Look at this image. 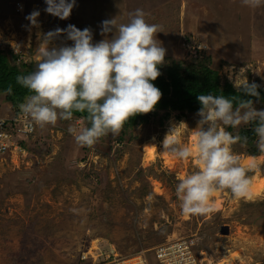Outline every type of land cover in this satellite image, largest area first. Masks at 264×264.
Returning a JSON list of instances; mask_svg holds the SVG:
<instances>
[{
	"label": "rangeland",
	"instance_id": "374dc122",
	"mask_svg": "<svg viewBox=\"0 0 264 264\" xmlns=\"http://www.w3.org/2000/svg\"><path fill=\"white\" fill-rule=\"evenodd\" d=\"M46 7L45 0H0V50L11 65L20 59L37 62L39 34L74 25L91 29L97 43L114 35V30L101 35L103 21L127 23L129 13L142 9L147 23L160 26L156 38L166 49L163 69L191 55L187 35L193 34L201 43L192 48L214 57L213 68L222 83L239 76V82L264 86V5L250 8L241 0H76L65 20L47 13ZM34 10L40 13L38 27L26 19ZM72 44L61 35L49 47ZM5 98L0 94V116L10 121L16 111ZM254 107L262 110L264 104L256 102ZM199 119L197 113L183 123L171 118L164 131L156 124L138 123L124 136V144L109 134L89 151L81 147L88 154L78 160L79 145L68 128L82 129L89 123L73 117L42 132L52 141V154L41 158L16 150L0 156V264H159L157 247L186 237L193 238L194 250L206 251L213 264L234 250L240 251L239 264H264V193L243 200L220 190L214 194L216 211L211 215L182 213L175 192L178 172L186 176L199 169L194 157L181 160L170 153L175 164H166L162 142L177 126L185 146L194 149L192 130ZM254 124L221 127L242 137ZM148 142L157 147L152 161L144 149ZM249 148L243 142L232 145L242 166L249 165L247 157L255 158L258 170L248 175L258 183L264 179V153L252 155ZM60 156L73 169L67 170ZM16 177L33 182L32 194L15 190Z\"/></svg>",
	"mask_w": 264,
	"mask_h": 264
},
{
	"label": "clouds",
	"instance_id": "9594fccd",
	"mask_svg": "<svg viewBox=\"0 0 264 264\" xmlns=\"http://www.w3.org/2000/svg\"><path fill=\"white\" fill-rule=\"evenodd\" d=\"M45 2L47 13L65 20L76 0ZM241 2L250 8L264 5V0ZM39 15L34 10L26 19L38 27ZM145 16L142 9H136L129 13L127 23H117L116 18L103 21L101 35L113 30L114 35L97 43H93L91 29L80 30L74 25L39 34L42 39L37 49L36 70L16 77L19 85L34 93L13 114L14 118L24 114L36 126L29 136H36L38 127L56 126L61 120L71 121L74 112H86L91 126L78 129L70 125L68 131L77 145L92 149L109 134L118 136L132 117L155 110L162 92L152 81L161 75L159 66L165 63L166 49L156 38L160 26L147 23ZM61 35H66L73 44L50 48ZM229 79L232 80L231 75ZM233 84L238 91L259 100L260 85L247 80L239 82V76ZM11 93V86L0 91L6 97L5 102ZM197 99L202 107L197 113L200 117L197 128L192 130L194 151L185 146L177 126L169 130L162 144L164 152L178 159H196L199 170L180 179L175 192L185 216L202 217L216 211L213 197L217 191L229 190L238 199L252 198V179L248 173L258 170V165L253 162L242 166L232 150V145L238 142L247 144L248 137L234 136L221 125L239 128L255 123L256 147L264 153V110H257L251 99L212 94H201Z\"/></svg>",
	"mask_w": 264,
	"mask_h": 264
},
{
	"label": "trees",
	"instance_id": "16d2710c",
	"mask_svg": "<svg viewBox=\"0 0 264 264\" xmlns=\"http://www.w3.org/2000/svg\"><path fill=\"white\" fill-rule=\"evenodd\" d=\"M102 19L103 17L101 18V21ZM96 38V36H93V41ZM187 42L189 45H192V48L194 45L200 44L201 40L193 34H188ZM191 48V51L189 52L191 55L186 56V59H182L177 62L171 61L169 64H165V69L159 66L161 75L155 81H152V83L161 90V100L158 102L153 112L148 114H138L135 117H132L125 124L121 134L116 137L118 144H124V136H126L127 132H129L138 123H143L145 125L156 124V128L159 127L162 131H164L165 123H167L171 118L176 119L178 123L187 121L190 114L198 113L199 109L202 107L201 103L197 99L198 95L201 94H212L214 96L222 95L228 99L233 97L245 100L251 99L254 103L263 102L264 104V86L256 83L260 85L257 89L260 93V98L257 100L256 97H251L243 91H238L230 81L222 83L219 70L213 68L214 57L212 55H207L208 51H203L201 48ZM15 58L17 59L18 57L16 56ZM28 61L20 59L11 65L8 61L7 54L1 52L0 50V91H4L11 86L12 93L9 94V98L6 102L11 104L17 113L20 111L19 105L24 103L28 96L34 94L16 82L17 76H27L36 70L37 62L31 63ZM262 110L264 109L262 108ZM160 113L162 115H160ZM73 117L87 119V113L74 112ZM13 125L15 127L13 131L14 139L18 140L28 153L32 152L36 156L40 155L41 158L46 154L49 155L53 153L52 141L47 135L42 134V132H48V129H41L38 127L36 136L33 137L29 135H20L17 130L18 124L13 123ZM90 126L91 125L89 123V127ZM254 127L255 124L253 127L249 128L242 137H248L247 145L250 147L249 153L252 155H260L261 152L255 144L258 138L253 131ZM89 150L90 149L88 148V151ZM121 150L122 149L116 150V158L119 156ZM87 154L86 148L83 149L79 146L77 153V156H79L78 160H80V158L85 160V158H87ZM58 162H60V160L57 161L55 165ZM61 162L64 163L67 170L72 168V166L68 165L62 157ZM77 169V167L74 168V170ZM14 180L17 181L14 188L18 193L22 192L25 195H29L32 194L35 189L32 181L20 182L18 177L14 178ZM5 182L7 181L5 180ZM2 189H7L3 190L7 194L8 191H10L6 186H3Z\"/></svg>",
	"mask_w": 264,
	"mask_h": 264
},
{
	"label": "built area",
	"instance_id": "2783aa9c",
	"mask_svg": "<svg viewBox=\"0 0 264 264\" xmlns=\"http://www.w3.org/2000/svg\"><path fill=\"white\" fill-rule=\"evenodd\" d=\"M10 123L18 124L17 130L20 135L32 134L36 130V126H34L30 119L24 114L10 121L0 116V156L6 153H12L16 150L26 155L24 152L26 150L18 140L14 139L13 131L15 127L14 125L9 127ZM195 246L196 241L191 237L174 239L159 245L155 254L159 264H204L203 260L200 259L202 254L194 250Z\"/></svg>",
	"mask_w": 264,
	"mask_h": 264
},
{
	"label": "bare ground",
	"instance_id": "6f19581e",
	"mask_svg": "<svg viewBox=\"0 0 264 264\" xmlns=\"http://www.w3.org/2000/svg\"><path fill=\"white\" fill-rule=\"evenodd\" d=\"M197 128V124L195 125L194 127V130ZM193 140L195 139V135L193 133ZM156 144L154 143H146L144 145V149H145V153H146V156H147V159L148 161H152L154 160V158L156 157ZM194 150V149H193ZM164 157L166 159V164H175V162L173 160H171L168 152H164ZM255 158L253 156H250V157H247L246 158V164H251L253 163ZM179 174V178H183L185 177L184 175V172L182 170H180L178 172ZM251 191H252V198L249 199V200H252V199H255V198H259L261 196H263V193H264V179H262L260 182L258 183H252V187H251ZM219 205L221 204V201H218ZM229 255L228 256H225L222 260H220L219 262L215 263V264H239L237 263V261L241 260V254H240V251H228ZM202 254V257H204V262L205 264H213L212 261H209L208 260V256L207 255V252L206 251H202L201 252ZM133 263V262H132Z\"/></svg>",
	"mask_w": 264,
	"mask_h": 264
},
{
	"label": "water",
	"instance_id": "95a60500",
	"mask_svg": "<svg viewBox=\"0 0 264 264\" xmlns=\"http://www.w3.org/2000/svg\"><path fill=\"white\" fill-rule=\"evenodd\" d=\"M225 231H226V235H227V234H228V232H229V228H226V230H225Z\"/></svg>",
	"mask_w": 264,
	"mask_h": 264
}]
</instances>
